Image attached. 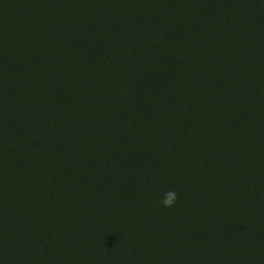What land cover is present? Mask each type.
<instances>
[{
  "label": "trees",
  "instance_id": "1",
  "mask_svg": "<svg viewBox=\"0 0 264 264\" xmlns=\"http://www.w3.org/2000/svg\"><path fill=\"white\" fill-rule=\"evenodd\" d=\"M0 264H264V0H0Z\"/></svg>",
  "mask_w": 264,
  "mask_h": 264
},
{
  "label": "clouds",
  "instance_id": "2",
  "mask_svg": "<svg viewBox=\"0 0 264 264\" xmlns=\"http://www.w3.org/2000/svg\"><path fill=\"white\" fill-rule=\"evenodd\" d=\"M177 193L173 190L167 191L158 201L159 206L163 209H172L177 205Z\"/></svg>",
  "mask_w": 264,
  "mask_h": 264
}]
</instances>
